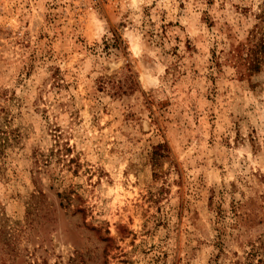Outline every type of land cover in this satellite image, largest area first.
Masks as SVG:
<instances>
[{
  "label": "rangeland",
  "instance_id": "1",
  "mask_svg": "<svg viewBox=\"0 0 264 264\" xmlns=\"http://www.w3.org/2000/svg\"><path fill=\"white\" fill-rule=\"evenodd\" d=\"M0 264H264V0H0Z\"/></svg>",
  "mask_w": 264,
  "mask_h": 264
}]
</instances>
